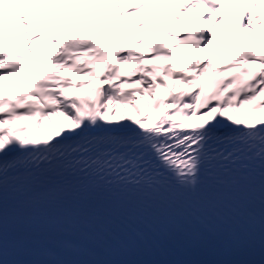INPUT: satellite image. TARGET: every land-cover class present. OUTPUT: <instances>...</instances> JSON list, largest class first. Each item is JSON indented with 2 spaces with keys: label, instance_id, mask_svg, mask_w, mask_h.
<instances>
[{
  "label": "snow or ice",
  "instance_id": "1",
  "mask_svg": "<svg viewBox=\"0 0 264 264\" xmlns=\"http://www.w3.org/2000/svg\"><path fill=\"white\" fill-rule=\"evenodd\" d=\"M84 3L96 7L93 0ZM217 3L195 0L191 6L211 13ZM93 15L121 24L106 12ZM44 19L53 27H68L51 17ZM259 20L264 26V12ZM241 21L243 27L255 26L251 15H239L237 24ZM20 23L25 33L35 28L39 36L53 39L44 25L26 23L23 16ZM186 32L175 47L198 52L201 43L207 47L216 42L211 28L190 27ZM178 34L177 30L164 33L170 38ZM32 39L29 34V45ZM147 46L152 50L150 59L171 58L159 41ZM28 51L31 48L6 44L0 37V81L38 75L26 67L30 61L24 53ZM109 54L115 63L103 60L106 67L101 84L87 96L65 93L63 88L71 81L56 71L31 85H20L26 89L23 92L0 88V260L4 259L11 217L22 229L19 246L26 254L39 257L29 264H107L80 259L94 255L84 244L99 238L96 232H82L81 225L134 231L138 223L162 239L220 246L240 257L193 264H264V112L233 115L229 111L245 105L251 111L264 109V100L252 103L264 94V52L242 48L228 58L259 62L260 68L227 63V68L240 70L223 78L210 76L208 88L193 85L191 91L172 92L167 102L154 98L143 105L135 102L134 94L145 90L151 94L155 83L148 67L140 64L143 52L116 45L105 49L95 40L74 34L62 40L52 56L38 55L37 59L44 60V67H71L80 74L86 66L77 65L75 57L93 55L100 62ZM129 62L138 67L121 75L117 65ZM207 63L190 61L189 66L200 73ZM227 68L214 67L212 71ZM138 71L140 75L132 80ZM172 75L185 83L195 79L184 73ZM129 80L147 89H125ZM6 95L14 99H6ZM118 112L119 118L111 119ZM197 113L202 122H185ZM65 232L76 234L79 243L61 239ZM137 236L148 239L144 232ZM28 240L37 247L23 248ZM44 243L51 247L40 248ZM257 251L258 260L252 258Z\"/></svg>",
  "mask_w": 264,
  "mask_h": 264
},
{
  "label": "bare ground",
  "instance_id": "2",
  "mask_svg": "<svg viewBox=\"0 0 264 264\" xmlns=\"http://www.w3.org/2000/svg\"><path fill=\"white\" fill-rule=\"evenodd\" d=\"M84 0H0V37H3L7 44H16L21 49L26 47V33L24 26L20 23V17L23 16L26 23H30L33 19H40L45 22V17H51L56 20H60L66 25H68L69 32H72L76 27L84 28L87 26V16L81 12ZM131 0H103L105 8L118 15L121 7ZM157 3L170 4L172 0H153ZM217 5L219 9L210 18L204 21L206 27H210L213 21V17L218 15V11L223 7H235L239 9L245 16L251 15L252 17L256 15L263 7L264 0H218ZM61 13H63L61 15ZM161 28V20L158 16L153 19L152 27L149 31L150 34L157 36ZM243 30L241 31V29ZM124 39L125 47H130L129 40H131V35L128 31L122 34ZM227 41V42H225ZM242 48H250L255 51L264 52V35L256 32L253 28L243 27V22L240 26L233 31L227 32L222 41L216 45H208L207 47H202L200 53L185 63L177 65L176 67L163 70L156 68L149 72L152 79L154 80L153 91L151 94L147 90L142 94L140 92L135 93V102L143 105L145 103H150L154 98H159L167 102V98L172 92H179L182 90H192L193 85L203 84L206 88L210 87L209 77L222 78L223 76H229L234 72L239 71V68H227V63H236L241 67L246 65L247 68L255 69L260 68L259 62L244 64L242 60L232 61L228 58L237 55V50ZM210 60L207 63L206 59ZM190 61H196L197 63L204 65L207 63V67H204L202 72L198 73L195 69L189 66ZM44 60L38 59V69L39 73L36 77L23 81L19 84H15L11 87H7L5 90H12L13 92H23L26 89L20 88V85H31L35 83L37 79L48 75V67H44ZM140 64H142L140 62ZM138 67L131 62L125 65H120L121 75H127L129 71ZM227 68L226 71L213 72V68ZM173 72H182L188 76L195 77L193 81L185 83L181 78H172ZM140 72H135L132 74V79L137 78ZM101 76H93L91 73L79 74L77 76L63 77L71 81L69 86L63 88V91L67 94L73 96H87L91 93L92 89L101 84ZM159 77V80H157ZM130 81V80H129ZM124 84L125 89L129 87H141L147 89L146 85H133L132 83ZM162 81V83H161ZM80 86L77 87L76 85ZM104 86H107L106 84ZM6 99H14V96H7ZM29 100L35 101V97H28ZM260 100H264V94L257 97L256 101L252 103L255 104ZM233 115L239 114L241 112H248L250 115H257L260 112L251 111L249 105H245L241 109L229 110ZM120 113L118 112L116 116L111 117L115 120L119 118ZM179 119V118H177ZM150 121H146L149 123ZM186 123H200L202 122L199 114L190 117L185 121ZM112 231L116 229L113 227H107ZM135 230H127L128 234L126 236H119L115 233L114 238H110L111 231H100L95 226L91 228H85L84 232H96L99 234L98 240L102 243L104 248L115 246L118 249L120 260L118 262H110L111 264H174L181 261V258L188 259V257H194V255L200 253L203 249H207L209 252L213 253V257H216L220 250H214L213 247L220 246H210L202 247L197 244H180L176 242H171L158 237L156 234H150L146 229L138 228L134 226ZM137 232H144L148 234L147 240H141L137 236ZM168 243V247L165 243ZM183 254V255H182Z\"/></svg>",
  "mask_w": 264,
  "mask_h": 264
},
{
  "label": "rangeland",
  "instance_id": "3",
  "mask_svg": "<svg viewBox=\"0 0 264 264\" xmlns=\"http://www.w3.org/2000/svg\"><path fill=\"white\" fill-rule=\"evenodd\" d=\"M259 112H264V109H258Z\"/></svg>",
  "mask_w": 264,
  "mask_h": 264
}]
</instances>
